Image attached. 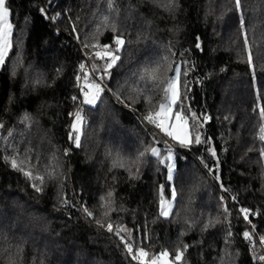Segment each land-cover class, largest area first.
Wrapping results in <instances>:
<instances>
[{"label": "trees", "instance_id": "16d2710c", "mask_svg": "<svg viewBox=\"0 0 264 264\" xmlns=\"http://www.w3.org/2000/svg\"><path fill=\"white\" fill-rule=\"evenodd\" d=\"M113 4L110 9L108 0H7L12 43L0 68V264H137L106 230L109 222L130 230V237L121 234L134 245L143 240L140 246L150 254L163 249L174 254L188 245L182 264H264L259 259L264 255V141L259 139L264 133L263 125L257 126L262 120L250 86L244 104L250 114L244 135L238 134L245 121L236 120L229 98L241 90L238 79L246 72L237 49L241 24L235 1L174 0L171 8L165 6L168 0ZM113 23L116 32L108 27ZM120 34L125 41L120 59L101 81L105 61L94 57L101 49L92 45L114 48ZM157 62L160 80L172 75L170 65L180 64L182 71L194 65L181 76L187 83L182 104L186 115L189 107L196 113L198 119L189 124L194 137L201 130L202 143L176 145L144 119L165 102L163 85L140 78ZM81 63L104 88L94 105L82 103L83 78L82 87L76 85L77 76L83 77ZM254 100L263 104L264 93ZM80 107L89 124L82 126L77 148L69 133L71 113ZM153 137L160 141L154 146L161 159L168 146L176 148L171 181L170 160L161 164L148 156L145 163L134 162ZM13 154L26 169L45 176L43 191L36 192L33 182L6 162ZM161 185L166 201L176 189L168 218L159 216ZM109 206L114 210L105 217ZM241 208L250 210L248 220Z\"/></svg>", "mask_w": 264, "mask_h": 264}, {"label": "snow or ice", "instance_id": "6c2138e0", "mask_svg": "<svg viewBox=\"0 0 264 264\" xmlns=\"http://www.w3.org/2000/svg\"><path fill=\"white\" fill-rule=\"evenodd\" d=\"M173 3L174 0H168V4L165 6L171 8L173 6ZM240 6V0H235V8L239 10ZM108 7L110 9L114 8L113 0H108ZM41 11H43V9ZM8 16L9 11L6 7L5 0H0V65L4 64L5 57L8 53L9 48L11 47L9 37L11 35L12 25L8 22ZM107 22L108 17L105 16L103 18L102 23L107 24ZM108 27L113 32L117 31L114 23L108 25ZM73 30L75 31V28H73ZM97 31H99V29H97ZM77 38L79 39V36H77ZM113 43L115 45L114 48L112 45L109 44L92 45L93 48L99 47L101 49L100 51L94 52V57L105 61V67L102 69L103 74L99 77L101 81L104 79V76L108 74V69H111L114 64L120 59L119 52L121 51L125 43L123 35H115ZM196 46L198 48L200 47L199 44H197ZM85 47L87 48L88 45L86 44ZM164 60H167V57H165ZM183 63L187 64V61H184ZM248 63L250 65L252 63L251 55H249L248 57ZM160 67V62H157L155 67L146 66L143 72L140 73L141 80L149 81L156 87L163 85L165 100V102L159 104L158 110H156L154 113L150 111L149 114L144 117V119L147 120L149 123L155 125V127L159 129L166 137L171 138L172 141H176L182 147L190 146L193 143V140L196 144L202 143L199 134L195 135V137L193 138L189 131L190 120L196 121L198 119L196 113L191 112V109L189 107L187 111L190 113V115H186L184 106L182 104L183 95L181 92V88H187V83L181 80V76L186 77L190 71L194 70V65H189L187 71H182L180 64H176L175 66L170 65L167 71L171 72L172 75L168 76L165 80H160L156 75V73L160 71ZM79 68L81 73H83L84 80V85L81 88L84 97L82 103L88 105L95 104L100 93L104 91V88L101 86L100 83L89 81V73L85 70L84 63H81L79 65ZM92 68L95 72L96 65L93 64ZM80 79L81 77L78 75L77 81H79ZM72 99L75 102L77 100V97L73 96ZM148 103H151L150 97L148 98ZM259 114L261 118L264 119V108L260 109ZM203 119L206 121L208 117L204 116ZM83 121L84 117L81 115V111H76L74 113V122L71 125L72 131L69 133V139L74 143L77 148L80 147ZM3 127L4 125L0 123V128ZM260 131L261 133H264V126L261 127ZM9 135H11V133H9ZM259 139L261 141H264V135H261ZM204 142L207 143V141ZM158 143H160V141L157 140L156 137H153L152 144L146 145L144 149L138 153L134 162H139L141 164L145 163L147 162L145 158L148 156L156 158L161 164L165 163V160H171V146L167 147L168 155L165 158L161 159L160 149L154 146ZM165 144H167V141H165ZM68 151L69 149H65L64 154L67 155ZM209 151L213 157L216 156V152L214 149H209ZM17 156L18 154H13L11 157H4V159L6 160V162H10V166L13 169L21 172L26 177V179L31 180L33 182L32 187L36 192L43 191L45 176L38 173L34 174L31 168L26 169L24 166L25 162L21 160L18 163ZM260 156L261 158H264V149L260 150ZM205 167L209 166L205 165ZM167 168V178L169 181H171L173 178V166L171 164H168ZM139 171L140 168L137 167L136 172L139 173ZM209 171H212L211 167H209ZM53 173L54 169L52 172H49V179L53 177ZM112 196V192L107 193L108 198H111ZM170 196L171 199L166 201L164 194V186L161 185L159 187V216L161 217L168 218L171 214L173 202L176 198L175 187L171 188ZM100 199L101 201H105L106 198L102 196ZM221 199L223 200L224 198L221 197ZM233 199L235 198L233 197ZM62 203L64 204V206H68L69 201L65 197L62 199ZM80 210L85 213L88 217H93L94 215L93 212L89 211L86 206H81ZM109 210L114 209H110L109 206V208H106V210L103 212V216L107 217L109 215ZM239 211L243 213L244 219L248 220L250 210L247 208H241ZM224 214L225 216H227L228 214V209L226 206L224 208ZM97 223L101 227H105V225L100 220H97ZM205 227H207V225ZM106 230L110 233H114L119 238L120 242L124 245V248L128 255L131 256V259L133 261H136L137 264H182L184 252L187 251L188 248V245L185 244L182 249L177 247L175 249L174 254L170 253L167 249H163L156 254H150L144 247L140 246V244L143 243V240L139 241L134 245V243L130 239H126L125 236L121 234L128 233V236L130 237L131 232L127 228L122 226H115L111 222H109L106 225ZM243 235L245 239L250 240L251 234L248 231H245ZM261 243H264V237L261 238ZM259 259L261 261H264V255L260 256ZM10 264H14V262H10Z\"/></svg>", "mask_w": 264, "mask_h": 264}, {"label": "rangeland", "instance_id": "374dc122", "mask_svg": "<svg viewBox=\"0 0 264 264\" xmlns=\"http://www.w3.org/2000/svg\"><path fill=\"white\" fill-rule=\"evenodd\" d=\"M245 2L246 1L244 0H240V5H241L240 9L239 10L236 9V10L238 13L239 22L241 24L240 35H239L240 36L239 40L241 41V43L240 46L238 45L237 49L240 52V55L242 54L240 58L242 60V66L246 67V72L244 74H241L238 79L239 84H237V87H239L241 90L238 93H232V96L229 97L232 103V108H233L232 112L234 113V115H236V120L239 119L241 121H245L243 125L239 124V129L237 130L238 134L246 126L248 115L250 114L248 109H246L245 111V107H244V104L249 100L250 86H252L251 89L252 101H253L252 103H254V106H257L259 112L261 108H264V103L262 104L260 100L258 101L254 100V96L256 97V95L260 93H264V82L262 81V72L264 73V0H252L250 1V4L247 2H246L247 4H245ZM5 4L7 7V0H5ZM8 22L11 24L10 13L8 16ZM9 39H10V43H12V29ZM10 48L8 50L6 57L9 54ZM249 55H251V59H252L251 65L248 63ZM1 67L2 65H0V68ZM89 81L90 82L94 81L90 73H89ZM75 112H73V116ZM259 120L262 121L257 126L259 125L264 126V119H262L260 116ZM88 124H89V118H87L86 120L84 116V121L82 126L87 127ZM189 131L191 136L194 138L190 129V124H189ZM242 132H243L242 135H244V131ZM197 134L200 135L202 141L203 133L201 132L200 129L196 132V135ZM172 142L175 143L176 145H180L176 141H172ZM262 161L263 162H261V166L262 169H264V158H262ZM170 164L173 166V171H174L175 157L173 155H172V159L170 160Z\"/></svg>", "mask_w": 264, "mask_h": 264}, {"label": "built area", "instance_id": "2783aa9c", "mask_svg": "<svg viewBox=\"0 0 264 264\" xmlns=\"http://www.w3.org/2000/svg\"><path fill=\"white\" fill-rule=\"evenodd\" d=\"M43 14V12H41V15ZM51 22L52 23H55V18H51ZM86 58H87V61H89V58H90V55L89 54H86ZM85 70L88 72V69L87 68H85ZM79 76L81 77V79L79 80V81H77L76 80V85H77V87H82V75L81 74H79ZM79 111H81V113H82V116L84 117L85 116V119L87 120V115L84 113V109H83V107H80V109H79ZM72 115H73V113H71ZM176 153V148L175 147H173L172 148V154H175Z\"/></svg>", "mask_w": 264, "mask_h": 264}]
</instances>
